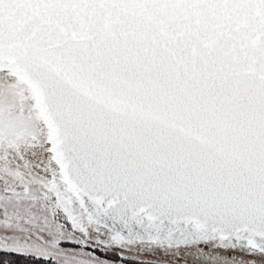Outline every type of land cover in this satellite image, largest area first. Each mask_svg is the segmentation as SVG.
Returning a JSON list of instances; mask_svg holds the SVG:
<instances>
[{
  "label": "snow or ice",
  "instance_id": "obj_1",
  "mask_svg": "<svg viewBox=\"0 0 264 264\" xmlns=\"http://www.w3.org/2000/svg\"><path fill=\"white\" fill-rule=\"evenodd\" d=\"M132 246L264 264V0H0V253Z\"/></svg>",
  "mask_w": 264,
  "mask_h": 264
},
{
  "label": "rangeland",
  "instance_id": "obj_2",
  "mask_svg": "<svg viewBox=\"0 0 264 264\" xmlns=\"http://www.w3.org/2000/svg\"><path fill=\"white\" fill-rule=\"evenodd\" d=\"M199 248H202L205 253L212 252L215 254H220L227 256L229 259L235 257L237 261L244 260L247 261L251 257L249 253L241 249L235 250H224V249H213L206 245H200ZM106 259H114L115 264H210V261L206 256L200 255L197 251V247L193 246L190 248L181 247L179 252L176 250H169L168 253H164L163 250L156 252L147 251L138 248V246H132L131 251L123 252V259H120V256L117 255L113 257L111 254Z\"/></svg>",
  "mask_w": 264,
  "mask_h": 264
},
{
  "label": "trees",
  "instance_id": "obj_3",
  "mask_svg": "<svg viewBox=\"0 0 264 264\" xmlns=\"http://www.w3.org/2000/svg\"><path fill=\"white\" fill-rule=\"evenodd\" d=\"M0 261H2L3 264H30L28 260L19 256L18 254L0 253Z\"/></svg>",
  "mask_w": 264,
  "mask_h": 264
}]
</instances>
